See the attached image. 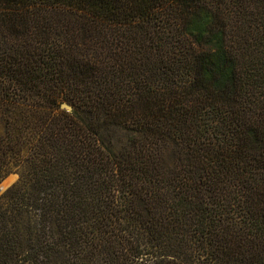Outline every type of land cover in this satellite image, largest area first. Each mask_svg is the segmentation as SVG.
<instances>
[{
  "label": "trees",
  "instance_id": "trees-1",
  "mask_svg": "<svg viewBox=\"0 0 264 264\" xmlns=\"http://www.w3.org/2000/svg\"><path fill=\"white\" fill-rule=\"evenodd\" d=\"M10 173L0 264H264V0H0Z\"/></svg>",
  "mask_w": 264,
  "mask_h": 264
},
{
  "label": "water",
  "instance_id": "water-1",
  "mask_svg": "<svg viewBox=\"0 0 264 264\" xmlns=\"http://www.w3.org/2000/svg\"><path fill=\"white\" fill-rule=\"evenodd\" d=\"M61 107L65 109H70L69 105H67L66 103H62ZM16 179H17V174L15 173H10L5 178H3L0 181V194L8 187H10L16 181Z\"/></svg>",
  "mask_w": 264,
  "mask_h": 264
}]
</instances>
